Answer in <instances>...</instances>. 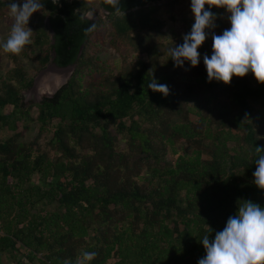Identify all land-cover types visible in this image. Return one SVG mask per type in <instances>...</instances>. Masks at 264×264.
Masks as SVG:
<instances>
[{
    "label": "trees",
    "instance_id": "trees-1",
    "mask_svg": "<svg viewBox=\"0 0 264 264\" xmlns=\"http://www.w3.org/2000/svg\"><path fill=\"white\" fill-rule=\"evenodd\" d=\"M160 1L106 14L111 46L159 56L152 37L164 24L143 9ZM10 2L0 0V12ZM90 8L84 0L73 12L83 20ZM211 11L222 27L227 11ZM97 28L58 100L36 105L39 135L52 128L54 157L19 140L29 114L21 93L32 85L23 69L0 77V133H12L0 137V264L2 256L12 264H77L82 251L97 253L85 264H198L203 236L214 240L239 204L264 207V191L253 183L264 134L250 120V100L264 98V84L244 77L209 83L202 67L195 85L217 86L226 96L211 105L187 76L166 73L151 59L84 83L102 69L88 52ZM32 48H45L36 57L44 67L51 59L48 25L37 30ZM153 79L168 86L167 96L148 88Z\"/></svg>",
    "mask_w": 264,
    "mask_h": 264
},
{
    "label": "clouds",
    "instance_id": "clouds-1",
    "mask_svg": "<svg viewBox=\"0 0 264 264\" xmlns=\"http://www.w3.org/2000/svg\"><path fill=\"white\" fill-rule=\"evenodd\" d=\"M52 2L56 4L58 0ZM102 2L114 9L115 14H120V0ZM8 8L14 23L6 42L0 47L4 52L18 56L31 43L30 18L44 8V4L42 0H11ZM212 8L225 9L230 14L231 27L220 35H212V54L203 57L208 82L229 85L234 76L243 78L251 72L259 84H264V0H191L194 24L190 33L182 36L183 43L170 50L174 66L183 67L185 61L193 68L198 65V49L207 39L206 29L211 31L216 27L217 17ZM85 15L88 20H94L95 7ZM148 88L163 96L169 94L168 86L155 79ZM256 153L253 183L264 191V150L256 147ZM200 243L205 255L198 264H264V207L243 201L238 205L237 213L228 218L223 230L216 232L214 240L205 235ZM96 255L94 251H82L77 264H85Z\"/></svg>",
    "mask_w": 264,
    "mask_h": 264
},
{
    "label": "rangeland",
    "instance_id": "rangeland-1",
    "mask_svg": "<svg viewBox=\"0 0 264 264\" xmlns=\"http://www.w3.org/2000/svg\"><path fill=\"white\" fill-rule=\"evenodd\" d=\"M88 1L91 2L92 8L95 7V17L97 18L95 24L98 25V28L90 37L88 52L94 58H97L98 65L101 66L102 69L94 70L85 75L84 83L90 81L91 79L97 80L104 74L116 75L120 71H125L134 67L139 60H144L146 63H151L153 60L155 61L156 66L166 73L174 74V72H180V75L187 76L188 78H184V81L193 82L192 84L197 87L196 91L201 93L200 98H211V105H215L216 101H226L225 93L220 91L219 87L215 86L214 88H210L211 86L207 87L201 82H199L200 85H195V83L197 77H199L200 73L203 72L202 67H205L203 62L204 55L207 54L210 57L212 54V35H220L225 29H229L231 27L228 19L230 14L226 13L222 16V27H218L216 24V27L213 30L209 31L206 29L207 39L198 49L200 54L198 63L199 67H191L188 69L187 63L189 62L185 61L183 67H175L174 61L169 57V55L170 50L173 49L175 45H180L178 44L177 40L181 39L184 34L190 33L191 31L192 27L190 22L194 20V15L191 12V0H162L155 4L150 3L146 6V8L143 9L144 11H150L164 24L161 32L152 37V41L157 45L158 51L161 53L159 56L154 58L150 56L147 57L146 54L130 52L128 48H126L127 51L124 49L117 51L115 48H113L109 42L111 28L104 19L106 14L102 12L95 0ZM86 12L87 11L84 12V16ZM48 17L49 14L47 12H43L40 9L30 18L28 26L33 31L31 43L27 45L29 47L25 46V51L20 55L17 56L6 53L3 51V48L0 47V77H6L13 69L20 67L25 72L27 79L32 83L29 89L22 91V97L32 89L34 78L38 76L39 73L42 72L50 62L49 61L44 67L41 68L36 57H42L46 50L45 48H39L43 50H39L37 48L32 50L36 32L39 29H44L47 27ZM13 23V17L10 15L9 8L7 7L3 12H0V45L6 42ZM205 72L207 74L206 67ZM234 78L235 76L232 79ZM244 78L251 85H256L257 81L251 72H249ZM179 81L180 82L177 84L181 90L184 82L181 78H179ZM38 103L40 102H33L27 106H24V109L28 110L29 114L26 118L22 119L21 125H26L27 128L22 130V135L19 140L25 144L35 143L34 148L36 151H44L49 153L51 157H54L55 151L49 144L52 128L50 127L48 132L41 135L38 133V126L35 122L38 114L36 107ZM250 105L252 107L250 120L257 131V135L262 138V135L264 134V98L256 100L252 99L250 100ZM10 109L11 108H9L8 111ZM191 119L195 121L196 117L193 116ZM233 132L236 133L237 131L234 130ZM11 134L12 133L4 131L0 133V137L4 138ZM117 137L120 140L118 143V149H124V140H122L120 135ZM36 180L37 179L34 178V181ZM1 260L5 264H12L11 260L7 259L5 256H2Z\"/></svg>",
    "mask_w": 264,
    "mask_h": 264
},
{
    "label": "water",
    "instance_id": "water-1",
    "mask_svg": "<svg viewBox=\"0 0 264 264\" xmlns=\"http://www.w3.org/2000/svg\"><path fill=\"white\" fill-rule=\"evenodd\" d=\"M155 0H120L121 11ZM84 0H42L44 8L65 18L50 16L47 25L51 38V60L48 66L34 78L32 89L23 95L21 106L33 102H55L67 86L75 65L81 55L87 36L97 18L83 20L73 12ZM104 14L113 13L109 5L99 0Z\"/></svg>",
    "mask_w": 264,
    "mask_h": 264
},
{
    "label": "flooded vegetation",
    "instance_id": "flooded-vegetation-1",
    "mask_svg": "<svg viewBox=\"0 0 264 264\" xmlns=\"http://www.w3.org/2000/svg\"><path fill=\"white\" fill-rule=\"evenodd\" d=\"M85 17V16H84Z\"/></svg>",
    "mask_w": 264,
    "mask_h": 264
}]
</instances>
